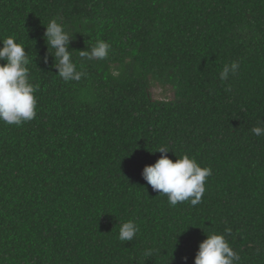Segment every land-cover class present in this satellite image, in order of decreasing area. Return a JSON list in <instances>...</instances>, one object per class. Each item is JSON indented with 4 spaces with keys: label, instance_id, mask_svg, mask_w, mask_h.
<instances>
[{
    "label": "trees",
    "instance_id": "16d2710c",
    "mask_svg": "<svg viewBox=\"0 0 264 264\" xmlns=\"http://www.w3.org/2000/svg\"><path fill=\"white\" fill-rule=\"evenodd\" d=\"M54 18L74 36L78 82L43 63ZM8 36L38 90L32 121L0 123V264H193L225 228L239 264H264V135L251 132L264 121V0H0ZM97 39L109 57L81 60ZM161 145L211 168L199 204L171 207L142 179ZM128 220L139 232L120 241Z\"/></svg>",
    "mask_w": 264,
    "mask_h": 264
},
{
    "label": "clouds",
    "instance_id": "9594fccd",
    "mask_svg": "<svg viewBox=\"0 0 264 264\" xmlns=\"http://www.w3.org/2000/svg\"><path fill=\"white\" fill-rule=\"evenodd\" d=\"M43 40L46 54L43 63L48 64L49 57L55 58L52 67L56 76L64 82L80 81L85 77L83 70H77V64L72 59L73 51L70 43L74 36L57 19H50L44 27ZM52 50L51 55L49 50ZM111 51V44L97 39L90 46V50L79 51L81 60H106ZM26 54L23 44L15 42V37L8 36L0 39V123L21 126L32 121L36 115L37 100L35 92L38 85L32 83V76L28 65L34 64ZM83 65H81V68ZM239 63L232 61L223 66L219 72L221 83L228 81L237 74ZM258 126L251 129L256 136L264 135V121H258ZM153 153H160V157L150 166L142 170V179L153 191L159 195H166L169 206L188 202L195 206L201 202L205 192V183L211 176L210 167H201L194 158L187 154L175 157V162L168 158L172 153L167 145H161ZM144 189V188H143ZM137 224L128 220L120 223L118 239L132 241L138 234ZM231 234L230 228H225L224 234L209 232L199 243L193 264H239L240 257L226 240ZM177 243V239L175 245ZM152 250H146L145 255H151Z\"/></svg>",
    "mask_w": 264,
    "mask_h": 264
},
{
    "label": "rangeland",
    "instance_id": "374dc122",
    "mask_svg": "<svg viewBox=\"0 0 264 264\" xmlns=\"http://www.w3.org/2000/svg\"><path fill=\"white\" fill-rule=\"evenodd\" d=\"M152 95L154 98H171V93L167 92H163L162 89L160 88H154L152 89Z\"/></svg>",
    "mask_w": 264,
    "mask_h": 264
}]
</instances>
